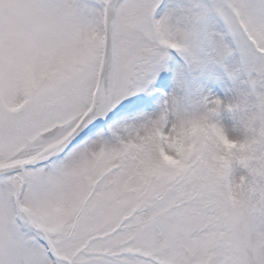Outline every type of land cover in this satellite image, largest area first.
Instances as JSON below:
<instances>
[{"label": "snow or ice", "instance_id": "1", "mask_svg": "<svg viewBox=\"0 0 264 264\" xmlns=\"http://www.w3.org/2000/svg\"><path fill=\"white\" fill-rule=\"evenodd\" d=\"M0 264H264V0H0Z\"/></svg>", "mask_w": 264, "mask_h": 264}, {"label": "rangeland", "instance_id": "2", "mask_svg": "<svg viewBox=\"0 0 264 264\" xmlns=\"http://www.w3.org/2000/svg\"><path fill=\"white\" fill-rule=\"evenodd\" d=\"M239 60L238 54L234 57V62ZM248 77L245 73L241 75L235 81L223 73V70H219V75L213 76L211 78L202 77L201 84L205 94H210L213 97H219L220 99L228 102L234 101L241 94H247L250 101L256 100L255 91L252 89L251 85L247 82ZM242 113L231 112L224 110L220 113L217 119L222 123L230 132H234L235 129L241 127ZM245 174V170L237 166L234 171V176L239 179L241 175Z\"/></svg>", "mask_w": 264, "mask_h": 264}, {"label": "clouds", "instance_id": "3", "mask_svg": "<svg viewBox=\"0 0 264 264\" xmlns=\"http://www.w3.org/2000/svg\"><path fill=\"white\" fill-rule=\"evenodd\" d=\"M232 139H234L238 144H242L246 138L243 135H235Z\"/></svg>", "mask_w": 264, "mask_h": 264}]
</instances>
